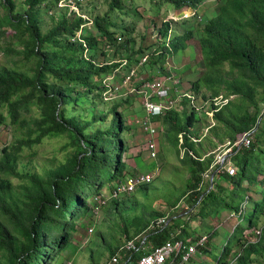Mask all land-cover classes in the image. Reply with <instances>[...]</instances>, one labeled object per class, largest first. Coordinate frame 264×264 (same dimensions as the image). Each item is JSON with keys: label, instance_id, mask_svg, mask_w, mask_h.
<instances>
[{"label": "trees", "instance_id": "obj_1", "mask_svg": "<svg viewBox=\"0 0 264 264\" xmlns=\"http://www.w3.org/2000/svg\"><path fill=\"white\" fill-rule=\"evenodd\" d=\"M59 1L0 0L4 10L0 17V36L5 32L3 26L7 25L13 31L14 45L19 47L7 50L21 55L24 66L31 61L34 63L32 72L18 65L0 63V126L14 125L12 141L0 149V264H56L73 238L76 223L87 214L95 216L88 199L100 194L106 182L121 181L127 170L123 160L127 147L122 138L127 126L117 105L110 108L109 119L108 114L90 108L91 117L84 120L80 116L86 113V108L77 102L82 96L91 101L97 96L111 104L103 99L102 78L121 66L123 59L127 61V68L137 66L145 53L141 46L135 48L131 30L123 24L124 15L138 14L135 0H109L108 9L102 14L88 13L82 3L76 1L91 19L95 34L87 27L81 28L86 21L77 12L69 11L68 6L58 7ZM144 1L149 3L148 11L153 16L165 5V17L158 28L160 41L148 48L153 47L152 58L145 53L152 64L161 65L167 56L184 50L187 41L196 38L203 70L192 82L191 89L199 93L205 87L209 96L201 92L204 99L219 93L237 95L241 100H249L254 107L252 112L248 109L233 112L228 103L214 113L230 142L255 130L250 144L241 146L231 156L236 173L215 174L209 190L202 189L201 184L213 156L200 160L195 142L189 139L196 135L193 126L199 116L194 110H168L154 117V120L160 118L166 131L173 134L175 145L178 134L183 133L187 149L180 159L190 172L186 193L191 205L197 203L200 206L197 214L204 218L216 216L222 209L238 213L247 196L251 209L245 216H239L244 221L234 226L219 252L212 255L207 248L212 233H191L194 228L181 216L174 214L170 221L167 218L166 225L149 228L159 217L150 221L153 214L146 215L144 220L134 215L131 219L134 235L128 234L120 245L111 249L107 264L131 239L139 246L141 238L145 237L144 245L133 253L135 259L171 238L190 237L194 242L204 234L207 240L196 246L197 252H204L213 262L201 264H264V222H259L264 213V0H215L214 15L206 21L199 17L197 26L194 24L199 16L197 9L207 0ZM170 9L178 19L167 18ZM48 13L54 24L43 32L42 15ZM180 23L184 25L182 31L176 28ZM78 31L81 40H72ZM88 49L89 57H86L84 51ZM153 54L157 57L153 58ZM225 65L229 66L230 77L223 75ZM161 73L168 72L162 70ZM158 75L159 72L145 79ZM221 89L224 92H219ZM260 103L263 109L259 108ZM65 105L71 107L62 108ZM31 110L35 114H30ZM64 135L68 142L62 149L70 146V152L63 160L53 161L43 175L19 170V153L23 147ZM9 176L25 180L18 184L21 191L14 190ZM226 182L231 185L230 189L224 188ZM255 184L263 189L258 200L249 201V185ZM130 195L108 202L107 226L114 224L123 202L119 200ZM197 218L193 216L192 220ZM250 229H260L259 239L251 241L253 237L245 234ZM102 233L98 230L96 236L102 238Z\"/></svg>", "mask_w": 264, "mask_h": 264}, {"label": "rangeland", "instance_id": "obj_2", "mask_svg": "<svg viewBox=\"0 0 264 264\" xmlns=\"http://www.w3.org/2000/svg\"><path fill=\"white\" fill-rule=\"evenodd\" d=\"M108 1L109 0H86L82 6L88 13L102 14L108 9ZM64 4L63 1H60L58 5L63 6ZM134 4L136 5L138 14H132L131 12L129 15H124L123 24L130 28L131 36L135 40V48L141 46L145 49V53L150 54V58H152L150 52L153 50V47L151 49L148 48L155 45L157 41H160L158 28L160 22L165 17V9H163L165 5H163V8L157 16H153L148 11L149 3L147 1L135 0ZM70 5L72 6L73 4L70 3ZM72 8L74 10L76 9L75 7ZM215 10V0L205 1L203 5H200L197 9L199 16L194 21V24L197 26L199 17L201 20L204 19V21H206L207 18L214 15ZM169 12L168 17L174 15L173 9H170ZM3 14L4 10L0 5V17L3 16ZM42 19V31L46 32L54 24V21H52L50 13L43 14ZM176 28L182 31L184 25L180 23ZM3 29L5 32L0 36V63L12 67L18 65L17 67L32 72L34 63L31 61L26 66L22 65L21 55L14 51L18 50L19 47L14 45V39L12 37L13 31L7 25H4ZM88 29L92 34H95L96 31L93 27L90 26ZM124 38L125 36L122 37V39ZM9 47L14 50H7ZM156 57L157 55L153 54V58ZM100 60L102 59L100 58ZM159 66L162 68H158ZM117 69L116 76L117 79H120L128 68L122 65ZM228 69L229 66L225 65L223 71L225 77H230ZM162 70L172 72L174 78L180 80L182 87L190 88L192 82L196 80L199 73L203 70L197 39L192 38L188 40L187 47L184 50L178 51L173 56H167L161 65H159V63L156 65L152 64L148 56V60L137 68L135 77H137V75L143 78L150 75L155 76L158 72L163 74L161 73ZM201 92L209 96V92H207L205 87H202L198 94H202ZM219 92H224V90L221 89ZM172 95H174V92ZM254 99H257V96H255ZM79 100L81 101L77 103L86 108V113L80 116V118L84 120L91 117V109L100 114H108L110 108L117 105V110L122 113L127 126L122 132V138L127 147L126 152L123 153V160L127 164V170L123 177L130 174L152 171H154L156 175L150 184L137 188L133 194L119 200L120 203L121 201L123 202L119 205L120 210H117L119 213L115 216L113 225H106L109 217L108 208H110V203L101 210H98L96 216L87 214L83 219L79 220L76 223L77 227L76 231L73 233L72 240L62 252L60 255L61 258L56 264H107L111 249L120 245L128 234L130 236L134 235L132 231L135 228L131 224V219L134 215L138 216L140 220H144L146 215L149 217V214H153L154 217H150V221L158 217H166L170 221L171 216L177 214L182 217L183 221L190 222L191 228H194L191 230V233H212V236H210L207 242V248L209 247L211 250L209 252L210 255L219 252L234 226L242 223L244 220L242 221L240 218L235 217L236 220L233 215L230 216L228 209H222L216 216H208L205 218L197 214L200 206L197 203L191 205L189 194L186 193V180L190 172L188 166L184 165L180 159L184 155L183 149L178 146V142L175 145L173 134L166 131L160 118L153 120L157 126L158 136H155V139H153L156 143V156L152 158L149 156L146 148L148 135L142 131L137 122L144 113L141 98L139 96H118L111 101V104L102 102L97 96L94 101H91V99L86 96L80 97ZM228 103V108L233 112H242L244 109H248L251 112L254 111V107L250 104L249 100H241L237 95H230ZM90 105L94 107L92 108ZM70 107L71 105L62 106V108L67 109ZM259 108L263 109V104L260 103ZM30 114L35 113L31 110ZM109 118L110 115L108 114V119ZM210 122H214V124L208 127L206 133H204V128L209 126ZM210 122L204 117H199L193 126V131L197 135L195 136L199 138V141L194 143V147L200 156H213V151L218 148H224L228 141V138L225 137V131L222 125L217 122L215 117L213 120H210ZM13 131L14 125L9 123L0 126V149L3 145L9 144L12 141ZM67 142L68 139L64 135L55 138H44L40 144L23 147L22 151L19 153V170L38 172L43 175L45 169L49 167L53 161L63 160L64 156L70 152V146L66 149H62ZM9 178L15 187L14 190L21 191L18 184L24 183L25 180L22 182L19 178L13 176H9ZM116 182L117 181L106 182L99 192L108 193ZM210 184V179L203 177L201 188L208 189L210 188ZM223 186L224 188H231V185L227 182L225 184L223 183ZM244 186H246V183H244ZM249 186V201L254 198L258 200L260 197L259 193L263 188L258 184ZM222 194L223 193H221V195ZM93 196L88 199L89 203H92ZM248 203L249 202L246 203L243 216L251 209ZM193 216H198V218L192 220ZM192 221L194 222L192 223ZM259 222L260 224L264 222V213L260 216ZM90 226L93 229L92 232L88 230ZM98 230L103 232L102 238L96 236ZM253 230L254 229H250L251 232L247 231L245 234H249L250 237H253ZM203 262H213V258L201 251V253L196 252L195 256L188 264H201Z\"/></svg>", "mask_w": 264, "mask_h": 264}, {"label": "built area", "instance_id": "obj_3", "mask_svg": "<svg viewBox=\"0 0 264 264\" xmlns=\"http://www.w3.org/2000/svg\"><path fill=\"white\" fill-rule=\"evenodd\" d=\"M68 6L69 11L73 10L85 19V23L82 27L91 26V19L87 14L80 10L76 1H80L83 4V0H60ZM59 1V2H60ZM58 2V4H59ZM73 4L72 6L70 5ZM57 4V5H58ZM62 6V7H63ZM59 7V5H58ZM72 7H75L74 10ZM186 15L184 14L183 17ZM167 18L178 19L177 16L173 15ZM89 25V26H88ZM80 39V31L77 32L76 37H72V40ZM120 40V37H118ZM85 46V44H84ZM84 55L89 57V49L84 51ZM148 60L147 54H144L137 66H133L127 69L122 74L120 79H117L115 68L111 73L106 75L101 80L102 85V96L106 101H112L118 96L135 95L141 98V104L143 108V115L137 122L141 127L142 131L148 135V141L146 148L149 156L154 158L156 156V143L153 139L158 136L157 126L154 123V117L161 116L168 110L188 111L194 110L199 117H204L207 121L213 120L214 113L217 112L221 107L228 104L230 95L225 96L219 93L216 96L202 98L200 94L195 93L193 89L182 87L180 80L174 78L172 72L167 74H160L152 79H145L146 77L136 76V71L139 66H142ZM101 62V61H100ZM126 59L121 61V66L126 65ZM138 83H140L138 85ZM174 92V95L172 93ZM214 122H210V125L204 128L206 133L208 127L212 126ZM255 129L245 132L242 136L236 140L230 142L229 140L225 144L224 148L213 151V158L204 171L203 177L210 179L213 174H223L224 172L228 175L236 173V168L231 161V156L241 146L247 147L250 144L252 133ZM197 136V135H196ZM195 135L189 136V139L193 142H198L199 138ZM178 146L183 149V152L187 148L183 144V133L178 134ZM234 148H236L234 150ZM189 153H191L189 151ZM207 155L200 157L202 160ZM195 157V156H194ZM156 173L152 172H140L135 174L126 175L121 181L117 182L111 187L108 193L101 192L96 194L92 198L93 213L96 216L97 211L112 199H119L123 196L133 194L137 188L141 185L151 183ZM245 200L240 205L238 213L230 212V216L238 217L244 214L248 197L244 196ZM242 220V218H240ZM168 223L166 217L158 218L155 223H151L149 228L162 227ZM92 232V227L88 229ZM251 232V231H250ZM254 233L251 241H256L260 237V229L252 231ZM207 240V235H201L196 241H192L190 237L187 238H171L164 243L153 247L147 253H143L141 256L134 259L133 253L136 252L140 247L144 245L145 237L143 236L140 240L139 246H136L133 239L126 241L120 248L119 251L112 255L109 264H188L190 259L193 258L197 252L196 246L203 245ZM129 252V253H127Z\"/></svg>", "mask_w": 264, "mask_h": 264}, {"label": "water", "instance_id": "obj_4", "mask_svg": "<svg viewBox=\"0 0 264 264\" xmlns=\"http://www.w3.org/2000/svg\"><path fill=\"white\" fill-rule=\"evenodd\" d=\"M258 121H259V120H258ZM212 180H213V174H212V176H211V180H210V183H211V184H210V188L212 187ZM210 188H209V189H210ZM209 189H208V190H209ZM208 190H207V191H208Z\"/></svg>", "mask_w": 264, "mask_h": 264}, {"label": "crops", "instance_id": "obj_5", "mask_svg": "<svg viewBox=\"0 0 264 264\" xmlns=\"http://www.w3.org/2000/svg\"><path fill=\"white\" fill-rule=\"evenodd\" d=\"M203 156H205V155H201V157H203ZM247 193H248V192H247ZM252 199H253V198H252ZM253 200H255V198H254ZM249 205H250V204H249ZM233 217H234V216H233ZM234 218H235V217H234ZM235 219H236V218H235ZM236 220H237V219H236ZM236 220H235V221H236ZM230 229H231V228H230Z\"/></svg>", "mask_w": 264, "mask_h": 264}]
</instances>
